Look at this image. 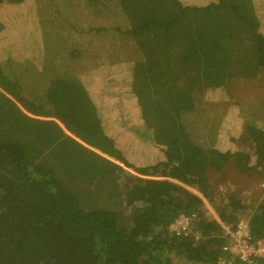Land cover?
<instances>
[{"label":"trees","instance_id":"obj_1","mask_svg":"<svg viewBox=\"0 0 264 264\" xmlns=\"http://www.w3.org/2000/svg\"><path fill=\"white\" fill-rule=\"evenodd\" d=\"M88 2L79 14L96 18L87 28L133 40L141 51L128 70L139 121L121 131L133 132L135 143L128 139L125 153L109 132L73 50H61L69 54L66 71L50 85L57 82L53 96L62 91L64 103L47 109L16 94L18 81L0 66V264H226V225L247 220L264 238V198L256 196L264 183V114L254 108L243 116L241 150L215 147L231 105L243 102L233 79H248L256 93L263 88L255 82L264 70L263 16L253 0ZM6 23L0 20V34ZM11 45L0 48V61ZM220 91L221 120L198 117L200 104L218 105L206 99ZM146 141L161 156L138 164L132 148ZM216 202L218 217L210 219L205 208ZM182 214L197 218L177 236L170 226Z\"/></svg>","mask_w":264,"mask_h":264},{"label":"rangeland","instance_id":"obj_2","mask_svg":"<svg viewBox=\"0 0 264 264\" xmlns=\"http://www.w3.org/2000/svg\"><path fill=\"white\" fill-rule=\"evenodd\" d=\"M182 1L203 4L207 0ZM253 2L256 8V16L259 17V15H262L264 17V0H253ZM88 3V0H28L25 4L19 6L8 4L0 6V17H2L0 20L5 19L9 27L6 32L7 35L0 34L1 50L3 46H6L12 41L8 56L0 61V66L4 71L10 73L7 74L8 76L18 81V87L12 89L16 94L27 99L35 108L42 107L44 109L45 107L47 109V105L53 102L63 104L66 97L62 91H60L62 95L59 93L61 96L57 98L53 96V91H58L55 85L57 82L51 88L50 85L42 82L39 74L35 73L31 68V65L34 63L32 59L34 57L38 58L43 64V54L39 47L42 48L44 41H46V48L47 44L52 46L53 53L54 43H58L56 44L57 47H62V49H65V47L68 48L71 44L75 43V46H79L81 51L80 55L75 56L76 58L73 61L76 64L75 68H78L77 74L79 77L82 76L90 91L92 89L95 91L93 94L94 99L99 108H101V116L104 122L108 123L109 132L112 133L117 141H121L125 147V153H128V139L129 142H133L136 136L134 137L133 132L129 134L127 132L125 134L121 131H128L125 127V123H128V121H132L133 126H135V122L139 121L140 115L135 98H133L131 93L128 70L130 71V63L132 61L142 59L141 51L138 50L133 40L125 39L124 37L117 38L118 36L115 33H112L111 37L108 36V32L103 34L93 32L91 30L93 28H87L89 26L86 20L89 18L94 20L96 18L94 14L88 19L79 14L82 13L83 5ZM263 17L261 19L262 32H264ZM101 21H103V16L100 15L101 25L107 26L106 24H102ZM120 24H123V22H120ZM112 25H116L115 21ZM10 31H13L15 35L20 34L23 37V42L19 41L16 36H10ZM27 41L31 43L28 44ZM75 49L74 47L71 50L76 52ZM240 52L241 50H238L239 57L246 55ZM39 55L42 59L37 57ZM63 56L65 57L66 54ZM67 56L69 57L68 53ZM57 65L53 66L54 72L59 70V66ZM19 66L25 69L16 72L15 70L21 69ZM68 71L67 69V73ZM24 77H27L29 82H24L27 80ZM0 80H2L1 76ZM233 80L235 84H239L243 102L239 104L240 106H237L238 108L235 105H231V109L223 118L218 141L215 144V147L217 146L223 152L241 150L239 149L240 147L237 141L243 132V116L249 117L250 110L254 108L258 109V115L264 114V70L258 69L256 72V81L254 80L256 85L260 84L263 86L262 89L256 87L259 93L254 92L250 86L248 87V79L235 77ZM39 84L44 88V91H42ZM7 91L13 94L9 89ZM49 93V100L46 101L45 99H48ZM218 93L221 95V91L212 93V97H210L211 95H207L206 99L218 105L216 107H206L205 101V104H200L198 108V111L201 112L198 117H211L210 123H217V118L221 120V110L226 106H220L221 101L217 100ZM41 119L46 120V118ZM197 122L200 123V119H197ZM262 122L263 124L261 122H258V124L264 126V121ZM133 148L132 150L135 152V159L133 161H137L138 164L154 162L161 156L159 152H156V148L147 141L139 145L134 144ZM252 163L254 164L255 160ZM229 182L231 184L234 183L231 180ZM223 186L226 185L223 184ZM246 194L247 197H250V193L247 192ZM257 195L261 199L264 198V188L262 186L259 193L257 192ZM218 207L219 204L217 202L213 205L206 206V216L210 219H217Z\"/></svg>","mask_w":264,"mask_h":264},{"label":"built area","instance_id":"obj_3","mask_svg":"<svg viewBox=\"0 0 264 264\" xmlns=\"http://www.w3.org/2000/svg\"><path fill=\"white\" fill-rule=\"evenodd\" d=\"M264 188V183L262 184ZM197 215H180L170 226V232L177 236L188 235ZM226 244L223 251L231 257L226 264L234 259L242 264H264V238H256L250 231L249 221L240 219L236 225L224 227Z\"/></svg>","mask_w":264,"mask_h":264},{"label":"crops","instance_id":"obj_4","mask_svg":"<svg viewBox=\"0 0 264 264\" xmlns=\"http://www.w3.org/2000/svg\"><path fill=\"white\" fill-rule=\"evenodd\" d=\"M88 21L92 23L94 20L93 19L91 20L89 18ZM93 26H94V24H93ZM92 31L94 32L95 30L92 29ZM56 44H58V43H54V45H53L54 46V53H53L52 46L50 44H47V48H46V41L43 42L42 48L39 47L40 51L43 54V60H42L43 64L41 63V60H39L38 58L34 57V59H32V62H34V63L31 65V68L33 69V71L35 73L39 74V76L42 78V82L47 83V85H51L52 81L54 79H56L57 76H62V73H64V71H63L64 69H62V68L66 64L64 61H67L69 58L67 56V53H66L65 57L63 56L62 51H61V50H63L62 47H57ZM75 45L76 44L73 43L68 48L70 51H72L71 49H73L75 47L76 48L75 49L76 55H80V53H81L80 48H79V46H75ZM58 52H59V54H58ZM54 54H56V55H54ZM37 57L42 59V57L40 55ZM63 58H64V61H63ZM54 65L59 66V70L56 72H54V68H53ZM19 67H21V66H19ZM22 69H25V68L21 67L20 70H15V71L16 72L22 71ZM43 71H45V73H43ZM24 79H27V77H24ZM24 82H29V80L27 79ZM40 88L42 89V91H44V88L41 85H40ZM55 122L58 123L57 121H55ZM58 124H60V123H58ZM67 134L70 135L68 132H67Z\"/></svg>","mask_w":264,"mask_h":264}]
</instances>
